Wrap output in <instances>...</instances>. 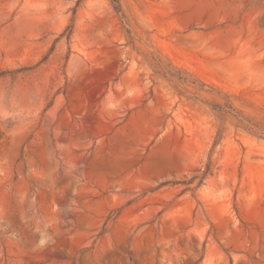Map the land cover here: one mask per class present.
Masks as SVG:
<instances>
[{"label":"rangeland","instance_id":"obj_1","mask_svg":"<svg viewBox=\"0 0 264 264\" xmlns=\"http://www.w3.org/2000/svg\"><path fill=\"white\" fill-rule=\"evenodd\" d=\"M0 264H264V0H0Z\"/></svg>","mask_w":264,"mask_h":264}]
</instances>
